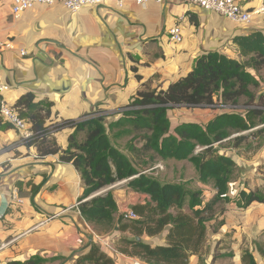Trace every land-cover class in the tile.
<instances>
[{"label": "crops", "instance_id": "obj_1", "mask_svg": "<svg viewBox=\"0 0 264 264\" xmlns=\"http://www.w3.org/2000/svg\"><path fill=\"white\" fill-rule=\"evenodd\" d=\"M239 2L252 13L247 26L174 0L142 5L110 1L74 13L60 4L34 6L17 17L11 15V0H0V42H9L11 47L0 52V87H6L0 101L13 107L21 96L31 93L35 102L52 103L51 121L77 120L91 112L105 115L106 123L117 121L141 84L150 82L151 89L165 91L191 72L199 56L218 52L239 60L231 41L234 37L250 32L264 36V0ZM176 25L181 30L180 43L169 40L168 32ZM223 109L168 110L169 132L174 135L183 124L203 127L217 115L228 113ZM3 126L0 123V264L37 255L68 259L74 252L85 253L79 250L91 243L99 244L114 264H145L117 250L120 237L116 228L112 235L99 234L80 216L75 203L83 193V184L73 166L60 163L57 156L38 159L35 149L19 144L20 136L13 128ZM71 132L67 129L55 135L62 149L67 147ZM125 137L128 139L121 148ZM131 139L122 135L113 144L136 162L128 151ZM226 157L237 167L233 153ZM141 159L147 163L145 167L137 165L144 170L142 174L193 191L182 179L183 168L192 165L189 161ZM247 164L251 167L245 191L264 193V176L257 173V167L264 165V148ZM157 165L164 173L170 169L178 180L161 178L164 173L155 168ZM192 170L197 191L211 199L215 195L212 184L200 183L194 166ZM108 189L118 206L115 222L129 207L148 199L129 190L124 182ZM217 221L223 224L218 227ZM206 228L202 254L190 256L188 264H241L245 250L257 264H264L255 248L264 234V204L254 202L243 212L226 206L223 215ZM166 233L140 239L151 246L164 245ZM74 259L65 264H73Z\"/></svg>", "mask_w": 264, "mask_h": 264}, {"label": "trees", "instance_id": "obj_2", "mask_svg": "<svg viewBox=\"0 0 264 264\" xmlns=\"http://www.w3.org/2000/svg\"><path fill=\"white\" fill-rule=\"evenodd\" d=\"M231 41L239 60L209 52L196 58L191 72L170 84L165 91L151 89L150 82L143 83L129 105L124 107L122 117L114 122L106 123V116L100 112H91L77 120L51 121L52 103L35 102L31 93L21 96L12 107L31 133L26 139L20 138L19 144L35 149L38 159L57 156L60 163L70 164L79 174L83 193L75 204L83 220L96 231L100 230L97 231L99 234L115 228L118 232L128 231L132 239L120 238L119 244L126 249L117 250L145 264H188L190 256L202 254L207 223L225 212H217V206L233 203L228 196V184L237 169L231 158L214 149V144L230 140L238 147L245 139L264 132V93L256 100L251 95L250 89L256 88L258 81L249 73V70L264 69V36L260 32H250ZM241 98L249 102L244 114L222 113L203 127L183 124L175 129L174 135L169 132L168 110L182 107L217 109V105L234 109ZM3 128L13 127L4 124ZM67 129L72 132L67 138V147L62 149L55 135ZM80 133L82 139H79ZM122 135L132 136L128 151L133 156L139 154V158L148 157L150 161L156 157L162 161H189L196 170L198 181L211 183L215 195L202 203L199 191L160 183L142 174L144 170L113 144ZM233 135L236 136L231 138ZM133 143L142 145L137 150ZM196 147L204 150L195 153ZM145 166L147 163L143 162L141 167ZM119 182L148 199L132 207L136 219L115 226L118 206L108 188ZM234 201L232 205L246 209L254 202L264 204V195L259 191L241 190ZM222 224V221L217 222L218 227ZM165 230L164 245L151 246L140 239L158 236ZM255 248L264 258V245L256 243ZM81 251L86 252L79 255L74 252L70 256L78 255L73 264H114L96 244L91 243ZM57 258L45 259L37 255L6 264H46ZM240 261L241 264H257L248 250L242 252Z\"/></svg>", "mask_w": 264, "mask_h": 264}, {"label": "built area", "instance_id": "obj_3", "mask_svg": "<svg viewBox=\"0 0 264 264\" xmlns=\"http://www.w3.org/2000/svg\"><path fill=\"white\" fill-rule=\"evenodd\" d=\"M116 1L117 3H133L142 5L145 3L162 4L165 0H11V15L17 17L22 12L31 9L34 6L51 7L60 4L68 11L74 13L84 8L100 7L107 2ZM180 5L197 6L202 10L213 12L227 20L237 23L241 26H247L252 22V13L245 9L239 0H174ZM169 40L172 43H180L182 40L180 26L176 25L168 32ZM9 42H0V52L9 50ZM25 53L21 52L23 56ZM6 87H0L1 91ZM0 123L9 124L19 134L20 138L26 139L31 133L28 130L27 124L24 120L18 117L17 112L12 107L7 106L0 101ZM204 150L203 147H196L195 153ZM155 168L159 169L157 165ZM2 201V194L0 192V203ZM123 221H130L136 219V215L127 210L120 215ZM133 264H141L134 262Z\"/></svg>", "mask_w": 264, "mask_h": 264}, {"label": "rangeland", "instance_id": "obj_4", "mask_svg": "<svg viewBox=\"0 0 264 264\" xmlns=\"http://www.w3.org/2000/svg\"><path fill=\"white\" fill-rule=\"evenodd\" d=\"M253 75L256 77V80L258 81V86L256 88H251L250 93L256 100L258 98V96L264 92V69L258 71L257 73H254ZM247 103H249L247 99L241 98L238 101L237 106L234 107V109L230 108L229 106L221 108L219 105H217L216 108L217 109H223L224 108L223 110H225V109L228 110V113L234 112L237 114H244V109L246 108ZM235 136L236 135H233L231 138H233ZM127 139L128 138L125 137L120 141V147L121 148L123 147V145L125 144ZM263 148H264V132L260 136H256V137L251 136L250 138L245 139L238 147H234L233 141H230V140H225L221 144L220 143L214 144V149H218V153L220 155L228 156L229 153H231V154L233 153V155L236 156L235 161L237 162V169L234 173V178L228 184V196L230 197V199H232L233 203H231V204H222V203L219 204L216 208L217 212L225 210L226 206L234 207V208L238 209V211H241V212H243L245 210V209H239L232 204H235L234 200L237 198V193H238L237 188L240 187L241 185H243L242 191H245L244 187L247 188V183H248L247 175H250L249 169L251 167L249 164H247L248 161L253 156H255V155L257 156L259 153H261ZM139 156H140L139 154L134 155V159L136 161L135 163L137 165H142L144 161L141 158H139ZM263 166L264 165H260L259 167H257V173H260L264 176V169H262ZM192 168H193V166L189 165V164H187V167L183 168V171L185 173L182 175L183 176L182 179L184 178V181H185L184 183L187 184L188 188H190L193 191H197L196 181H194L193 180L194 178H192V176H193ZM158 170L159 171L163 170V167H160ZM164 172H165V170L162 171V173H164ZM159 177H160V175H159ZM256 177H259V176H256ZM161 178H165V180H168V181H170L171 179L178 180L177 175L171 174L170 169H167L166 173H164L161 176ZM245 192H247V191H245ZM259 192L262 195H264L263 192H261V191H259ZM209 200H210L209 197H207V195L205 193H200V201L202 203H206ZM185 209H186V207H185ZM118 223L120 224V223H130V222L129 221H123L122 217L120 216L118 218V221L115 222L114 225L117 226ZM213 227H215V226L213 225ZM113 230L109 231L108 233L103 234V235H107V234L112 235ZM117 234H119L120 238L124 237L127 239H132V235L128 231L119 232ZM115 236H116V234H115ZM120 238H118L117 248L118 249L119 248L126 249L124 246H121L119 244ZM257 244L264 245V234H263V238L261 240H259V242ZM77 256L76 255L74 256L75 259ZM73 259L74 258H68L67 260L71 261ZM67 260L64 258H57V260H55V262H56V264H65L67 262Z\"/></svg>", "mask_w": 264, "mask_h": 264}, {"label": "water", "instance_id": "obj_5", "mask_svg": "<svg viewBox=\"0 0 264 264\" xmlns=\"http://www.w3.org/2000/svg\"><path fill=\"white\" fill-rule=\"evenodd\" d=\"M183 108H184V107H183ZM128 209H129V210H131V209H132V206H131V207H129ZM135 240H137V241H138V240H139V238H136Z\"/></svg>", "mask_w": 264, "mask_h": 264}]
</instances>
